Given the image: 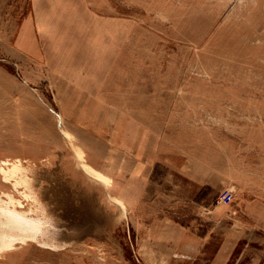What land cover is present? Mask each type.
Returning a JSON list of instances; mask_svg holds the SVG:
<instances>
[{"label": "rangeland", "instance_id": "rangeland-1", "mask_svg": "<svg viewBox=\"0 0 264 264\" xmlns=\"http://www.w3.org/2000/svg\"><path fill=\"white\" fill-rule=\"evenodd\" d=\"M35 5L0 0V264H194L264 200V0Z\"/></svg>", "mask_w": 264, "mask_h": 264}, {"label": "crops", "instance_id": "crops-1", "mask_svg": "<svg viewBox=\"0 0 264 264\" xmlns=\"http://www.w3.org/2000/svg\"><path fill=\"white\" fill-rule=\"evenodd\" d=\"M43 1L35 0V11ZM230 204L206 208L212 223L207 236H193L194 264H264V200Z\"/></svg>", "mask_w": 264, "mask_h": 264}, {"label": "built area", "instance_id": "built-area-1", "mask_svg": "<svg viewBox=\"0 0 264 264\" xmlns=\"http://www.w3.org/2000/svg\"><path fill=\"white\" fill-rule=\"evenodd\" d=\"M233 200V194L230 190L225 189L219 194L218 202L224 205L230 204Z\"/></svg>", "mask_w": 264, "mask_h": 264}, {"label": "bare ground", "instance_id": "bare-ground-1", "mask_svg": "<svg viewBox=\"0 0 264 264\" xmlns=\"http://www.w3.org/2000/svg\"><path fill=\"white\" fill-rule=\"evenodd\" d=\"M3 172H4V171H3ZM19 172H20V169L14 166V167L10 170V176H15V175H17ZM88 173L91 174V172H89V171H88Z\"/></svg>", "mask_w": 264, "mask_h": 264}]
</instances>
